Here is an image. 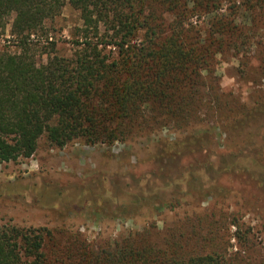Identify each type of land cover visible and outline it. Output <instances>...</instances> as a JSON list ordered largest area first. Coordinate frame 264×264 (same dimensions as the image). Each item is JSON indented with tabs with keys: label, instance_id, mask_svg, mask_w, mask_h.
<instances>
[{
	"label": "rangeland",
	"instance_id": "374dc122",
	"mask_svg": "<svg viewBox=\"0 0 264 264\" xmlns=\"http://www.w3.org/2000/svg\"><path fill=\"white\" fill-rule=\"evenodd\" d=\"M242 3L224 1L218 9L196 10L184 22L205 36L218 15L229 13L227 7L241 6L233 15L240 29L226 38L239 45L218 53L213 70L204 71L220 89L223 106L202 104L184 117L189 122L158 112L139 114L130 134L112 143L79 138L59 148L41 137L31 157L0 163V226H46L93 244L146 229L162 246L174 234L196 240L207 235L229 253L240 251L248 263L261 264L264 7L253 13L252 22ZM11 23L10 17L6 29L0 28V46L15 51ZM81 25L79 12L67 0L61 13L46 22L59 56L73 57L80 48L74 41ZM107 51L118 56L114 46ZM37 60L45 63L47 54L38 52ZM256 108L259 115H250ZM245 118L252 121L237 128Z\"/></svg>",
	"mask_w": 264,
	"mask_h": 264
},
{
	"label": "trees",
	"instance_id": "16d2710c",
	"mask_svg": "<svg viewBox=\"0 0 264 264\" xmlns=\"http://www.w3.org/2000/svg\"><path fill=\"white\" fill-rule=\"evenodd\" d=\"M65 1L0 0V28L12 18L17 47L0 46V163L31 157L43 136L59 148L79 138L112 143L130 134L139 114L158 112L187 122L184 117L202 104L223 106L220 89L204 71L213 70L218 53L239 45L226 38L240 29L233 22L240 5L227 7L229 13L218 15L203 36L185 27L188 16L232 0H67L82 21L74 41L80 48L67 58L58 55L57 40L46 27ZM242 4L254 22L264 0ZM167 14L174 19L168 22ZM110 45L118 56L108 53ZM40 51L47 54L45 63H38ZM249 119L237 128L248 126ZM150 236L149 229L129 231L93 244L46 226L4 224L0 264H252L207 235L201 241L174 234L166 246Z\"/></svg>",
	"mask_w": 264,
	"mask_h": 264
}]
</instances>
